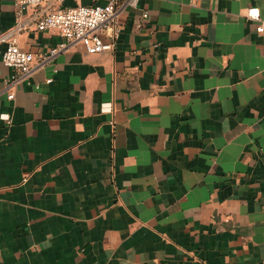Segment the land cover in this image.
Masks as SVG:
<instances>
[{"label":"crops","instance_id":"1","mask_svg":"<svg viewBox=\"0 0 264 264\" xmlns=\"http://www.w3.org/2000/svg\"><path fill=\"white\" fill-rule=\"evenodd\" d=\"M108 1L46 0L23 19ZM16 3L0 0V34ZM251 7L264 21V0H144L120 13L113 51L76 44L15 99L0 47V264H264ZM61 40L33 26L19 44L40 56Z\"/></svg>","mask_w":264,"mask_h":264},{"label":"built area","instance_id":"2","mask_svg":"<svg viewBox=\"0 0 264 264\" xmlns=\"http://www.w3.org/2000/svg\"><path fill=\"white\" fill-rule=\"evenodd\" d=\"M45 1L17 0L16 22L0 34L3 63L19 73L16 79L7 83L5 88L9 99H15L16 83L28 81L38 69L50 63L57 54L76 44H82L86 51L92 54L113 51L122 32L118 24L120 13L127 8L139 6L144 0H109L103 5L57 7L44 10L33 22L23 19L27 7L42 6ZM247 16L258 21V32L264 31V21L261 19L258 7L248 8ZM143 17L148 18V13L144 12ZM33 26L40 31L56 30L62 38L61 42L40 56L23 49L19 44L20 35ZM137 26L140 28L143 23H138ZM47 81L51 82L52 78H48ZM1 116L6 120L10 119L9 114Z\"/></svg>","mask_w":264,"mask_h":264}]
</instances>
